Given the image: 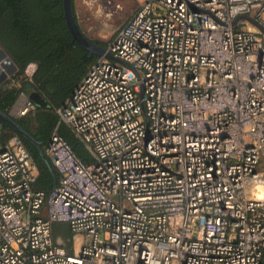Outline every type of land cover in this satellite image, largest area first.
Returning <instances> with one entry per match:
<instances>
[{
    "label": "built area",
    "instance_id": "2783aa9c",
    "mask_svg": "<svg viewBox=\"0 0 264 264\" xmlns=\"http://www.w3.org/2000/svg\"><path fill=\"white\" fill-rule=\"evenodd\" d=\"M257 25L264 0H142L56 108L90 161L54 128L47 193L21 139L1 136L0 264H264ZM35 109L20 88L10 110Z\"/></svg>",
    "mask_w": 264,
    "mask_h": 264
},
{
    "label": "trees",
    "instance_id": "16d2710c",
    "mask_svg": "<svg viewBox=\"0 0 264 264\" xmlns=\"http://www.w3.org/2000/svg\"><path fill=\"white\" fill-rule=\"evenodd\" d=\"M74 18L75 13H74ZM105 47L106 43L96 41ZM0 44L7 51L22 74L33 62L30 80L20 77V87L0 84V110L7 112L16 101L20 88L44 97L47 105L16 117L15 120L45 149L54 128L72 145L75 153L85 161L91 155L73 135L69 126L59 120L56 108L71 94L88 66L98 57L73 39L67 26L63 0H0ZM0 123L13 130L29 151L37 167L34 187L49 192L59 179L58 172L44 152L23 134L15 131L4 120ZM50 162V165L47 163ZM52 233L60 236L71 251L72 232L68 223L54 222Z\"/></svg>",
    "mask_w": 264,
    "mask_h": 264
},
{
    "label": "rangeland",
    "instance_id": "374dc122",
    "mask_svg": "<svg viewBox=\"0 0 264 264\" xmlns=\"http://www.w3.org/2000/svg\"><path fill=\"white\" fill-rule=\"evenodd\" d=\"M142 0H73L76 21L91 40L107 44L123 21ZM10 113L16 115L9 109ZM0 138L7 139L15 133L1 124ZM56 235V234H55ZM54 235V236H55Z\"/></svg>",
    "mask_w": 264,
    "mask_h": 264
},
{
    "label": "water",
    "instance_id": "95a60500",
    "mask_svg": "<svg viewBox=\"0 0 264 264\" xmlns=\"http://www.w3.org/2000/svg\"><path fill=\"white\" fill-rule=\"evenodd\" d=\"M63 10L67 26L71 31L73 39L89 51L95 52L98 55L103 53L105 47L97 43L95 40H91L90 38H88L80 29L77 21L74 18L73 0H63ZM257 26L264 32V29H262L259 25ZM16 71H18L16 64L14 63L10 55L7 53V51L0 44V83L5 82L8 77ZM24 90L36 105H47L46 99L40 96L38 92L31 90L29 84L24 87ZM15 118V115L11 114L10 111L4 112L0 110V119L4 120L15 131L23 134L25 137L30 139L35 145H37L40 153L43 154L44 152L40 148L39 142L34 139L22 126H20L19 123L15 120ZM47 163L50 165V162L47 161Z\"/></svg>",
    "mask_w": 264,
    "mask_h": 264
},
{
    "label": "crops",
    "instance_id": "0c3cea01",
    "mask_svg": "<svg viewBox=\"0 0 264 264\" xmlns=\"http://www.w3.org/2000/svg\"><path fill=\"white\" fill-rule=\"evenodd\" d=\"M140 3H141V2H140ZM140 3H139V4H140ZM139 4H138V5H139ZM138 5H137V6H138ZM137 6H136V7H137ZM136 7H135V8H136ZM135 8H134V9H135ZM134 9H133V10H134Z\"/></svg>",
    "mask_w": 264,
    "mask_h": 264
},
{
    "label": "flooded vegetation",
    "instance_id": "af4514ba",
    "mask_svg": "<svg viewBox=\"0 0 264 264\" xmlns=\"http://www.w3.org/2000/svg\"><path fill=\"white\" fill-rule=\"evenodd\" d=\"M3 82H1L0 84H2Z\"/></svg>",
    "mask_w": 264,
    "mask_h": 264
},
{
    "label": "bare ground",
    "instance_id": "6f19581e",
    "mask_svg": "<svg viewBox=\"0 0 264 264\" xmlns=\"http://www.w3.org/2000/svg\"><path fill=\"white\" fill-rule=\"evenodd\" d=\"M22 100V99H21Z\"/></svg>",
    "mask_w": 264,
    "mask_h": 264
}]
</instances>
